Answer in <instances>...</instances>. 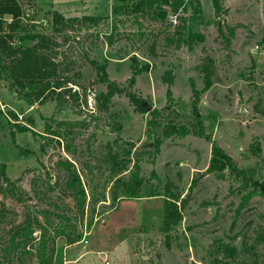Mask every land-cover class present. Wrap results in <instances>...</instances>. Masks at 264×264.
I'll return each mask as SVG.
<instances>
[{"label":"rangeland","instance_id":"1","mask_svg":"<svg viewBox=\"0 0 264 264\" xmlns=\"http://www.w3.org/2000/svg\"><path fill=\"white\" fill-rule=\"evenodd\" d=\"M199 2V13L189 6L170 13L177 21L174 26L146 14L113 15L115 2L93 5L75 16H97V25H74L64 32L53 28L50 10L22 3L23 15L11 45L32 44L19 41L23 29L44 35V52L54 58L63 77L60 89L66 91L57 89L42 102L29 105L19 99L10 81L0 80V164L5 165L6 177L19 180L17 184L31 196L28 203L35 204L38 199L31 181L43 174L42 166L52 171L58 155L76 161L77 168L88 160L93 165L110 145L118 151L131 148L134 159L142 157L140 172L149 181L140 200H119L112 210L106 187V202L96 207L93 224L84 233H90L89 246L97 245L102 251L97 258L104 260L96 264H264V196H253L236 213L240 182L229 170H224L223 178L207 171L214 142L248 176L264 179V0H219L218 13L212 0ZM182 21L185 34L191 30L205 38L192 50L170 43ZM132 56L149 68L129 87ZM90 60L105 64L108 79L123 92H132L145 106L159 110L162 124L183 125L190 133L164 137L162 127L147 131L149 112L137 111L124 93L114 95L106 110L98 109L96 95L106 88L98 83ZM166 70L174 76L170 102L162 81ZM206 79L211 86L202 92ZM192 88L199 91L197 101ZM68 89L78 95L76 100ZM22 126L27 129L19 131ZM47 127L53 132L64 130L74 153L64 151L65 142L59 146L55 137L46 135ZM199 130L204 136L195 134ZM156 138L161 139L157 154L153 151ZM81 174L85 180V173ZM95 176L102 184L107 174ZM151 184H158L163 194L167 186L179 197L181 219L168 231L162 229L164 196L148 197ZM0 203L5 208L0 212L5 214L0 218L1 247L11 221H21L24 208L1 194ZM62 242L61 237L55 241L56 245ZM221 244L234 247L235 257L223 255Z\"/></svg>","mask_w":264,"mask_h":264},{"label":"trees","instance_id":"2","mask_svg":"<svg viewBox=\"0 0 264 264\" xmlns=\"http://www.w3.org/2000/svg\"><path fill=\"white\" fill-rule=\"evenodd\" d=\"M34 0H0V80L10 81L12 88L17 89L19 99L26 101L29 105L42 102L48 94L54 93L62 88L63 77L59 75L58 68L53 61V57L44 52L46 37L38 32L23 29V34L18 37L20 42L28 41L29 46L14 47L11 45L13 34L19 27V20L22 18V3L31 4ZM112 7L113 15L140 13L150 16L151 19L164 23L169 20V14H177L178 11H186L188 6L195 13H199V0H116ZM215 13L219 12V0H212ZM9 18H5V17ZM51 23L55 31L64 32L66 29L77 25L78 28H89L97 25L99 20L94 15H83L81 17H65L62 14L52 11L50 13ZM185 24L175 26L174 35L169 38L170 43L176 48L186 46L192 50L194 45L204 42V36L198 32H184ZM90 64L95 70L98 83L105 84V91L96 95L97 108L106 110L114 95L122 93L129 99L135 109L141 113H146V106L141 98L134 93L121 90L115 82L108 79L106 65L90 60ZM147 63L140 65L138 60L131 57V75L128 79L129 87L133 86L136 77L148 71ZM173 73L166 70L162 75V81L166 84L167 101H172L171 85L173 83ZM211 86L210 79H206L202 92ZM60 89L58 92L63 91ZM66 91V89L64 90ZM69 96L77 99L75 92L67 90ZM195 101L198 100L196 89L192 88ZM196 102L194 103V106ZM150 118L146 122L147 131L153 127H162L164 137H183L190 133V130L183 125L173 126L162 124L159 120V110L152 109ZM196 114V111H195ZM62 124V123H60ZM27 128L22 126L19 131ZM46 135L55 137L57 144L63 141V149L68 154L74 153L71 144L66 140L68 134L64 130L53 132L48 127ZM195 133L199 137L204 136L203 131ZM50 138L49 136H45ZM12 141L14 136L12 134ZM208 139V136H205ZM54 139V138H52ZM63 139V140H62ZM161 139L156 138L153 142V151L159 153ZM132 147L133 144L129 143ZM150 147L149 143H145ZM41 151H44L42 145ZM255 153L260 151L256 146ZM44 153V152H43ZM211 156L208 163V173H215L217 177L223 178L224 170H229L230 175L240 182L242 191L240 203L236 209L239 213L253 196H264V179L259 181L248 176L245 170L238 168L236 163L227 155L222 148L214 142L211 143ZM94 164L88 160L76 167L73 161L62 155H58L52 171L44 166L43 174H39L36 180L31 181L32 193L38 199L35 204H29L31 196L20 188L17 184L19 180L11 181L5 175V165L0 164V194L3 198L15 199L24 208L22 220L11 221V228L7 233L5 243L1 244L0 264H53L56 239L61 237L67 245L78 243L83 238L84 233L93 224L95 209L101 202H106V187L110 197L108 206L114 209L119 200H131L140 197V193L149 182L140 172V162L142 157L131 156V148L118 151L107 145L103 155L94 158ZM81 171L85 173V180L82 179ZM52 172H54L52 174ZM104 174L102 184L97 182L95 173ZM36 177V176H34ZM151 177L160 183L154 171ZM54 178V180H52ZM158 184H151L148 197L164 196L162 210V229L170 230L181 219L179 212L178 195L173 196L169 188L165 186L167 193L159 191ZM100 186V190L98 188ZM57 196L52 193H56ZM68 200V201H67ZM184 203V201H183ZM0 205H3L0 203ZM0 212H5V208H0ZM4 218L5 214H0ZM264 241V237H263ZM220 252L225 256L234 258L236 249L229 245L221 244Z\"/></svg>","mask_w":264,"mask_h":264},{"label":"crops","instance_id":"3","mask_svg":"<svg viewBox=\"0 0 264 264\" xmlns=\"http://www.w3.org/2000/svg\"><path fill=\"white\" fill-rule=\"evenodd\" d=\"M112 2H116V0H34L32 4L36 9L56 11L65 17H71L79 11L91 8L93 5ZM136 199L140 200V198ZM89 234L85 237L86 241ZM59 246L61 247L59 248ZM101 252L97 245L89 246L87 242L86 244L78 242L72 245L62 242V244L56 245L53 264H96V262H103L104 260L102 257L97 258Z\"/></svg>","mask_w":264,"mask_h":264},{"label":"built area","instance_id":"4","mask_svg":"<svg viewBox=\"0 0 264 264\" xmlns=\"http://www.w3.org/2000/svg\"><path fill=\"white\" fill-rule=\"evenodd\" d=\"M169 21L172 23L173 26L177 24L176 18H174L173 16H170V17H169ZM91 100H92V98H89V102H88V104H90V101H91ZM86 236H87V234H84V235H83V238H82L81 241H79V242H82V243L86 244V240H85V237H86Z\"/></svg>","mask_w":264,"mask_h":264},{"label":"water","instance_id":"5","mask_svg":"<svg viewBox=\"0 0 264 264\" xmlns=\"http://www.w3.org/2000/svg\"><path fill=\"white\" fill-rule=\"evenodd\" d=\"M152 110V107L151 106H148V105H146V111L147 112H150Z\"/></svg>","mask_w":264,"mask_h":264}]
</instances>
